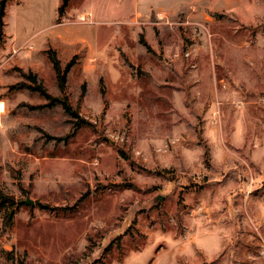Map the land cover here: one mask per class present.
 Here are the masks:
<instances>
[{"label": "rangeland", "instance_id": "1", "mask_svg": "<svg viewBox=\"0 0 264 264\" xmlns=\"http://www.w3.org/2000/svg\"><path fill=\"white\" fill-rule=\"evenodd\" d=\"M62 3L5 5L0 264H264V0Z\"/></svg>", "mask_w": 264, "mask_h": 264}, {"label": "trees", "instance_id": "2", "mask_svg": "<svg viewBox=\"0 0 264 264\" xmlns=\"http://www.w3.org/2000/svg\"><path fill=\"white\" fill-rule=\"evenodd\" d=\"M7 0H0V40L1 37L3 35V21L2 18L4 16V10H5V5H6ZM67 0H63V3L61 5V8H64V6L66 5ZM141 43L146 46V48L148 50L149 47L146 43H144L143 41H141ZM48 53V57L50 62L52 63V67L55 71L56 77H57V82H58V86L60 91L62 92L65 89L66 86V75L67 72L71 66V64L73 63V60L71 61V63H69L63 70L61 69V64H60V60L58 59L57 55H56V51L53 49H49L47 51ZM125 63L128 64V61L125 59ZM131 66V65H129ZM22 77L28 81L27 84H17V86H21V88H28L29 90L32 91H36L38 93H40L41 95H43L46 99L52 101L55 100V102L57 101L56 99L52 98V96L50 94H48L43 85H42V80L38 77L37 73L29 70L27 72L19 69ZM59 103H62L64 110L69 113V114H73L70 105L68 104L67 101H63V100H59ZM0 203L5 205L8 203H13L16 204L15 200L10 197L5 195L1 190H0ZM40 207H43V205H39ZM9 218V216H7ZM11 218V217H10Z\"/></svg>", "mask_w": 264, "mask_h": 264}, {"label": "water", "instance_id": "3", "mask_svg": "<svg viewBox=\"0 0 264 264\" xmlns=\"http://www.w3.org/2000/svg\"><path fill=\"white\" fill-rule=\"evenodd\" d=\"M19 203L30 205V206H33L35 204L34 201L30 198L23 199Z\"/></svg>", "mask_w": 264, "mask_h": 264}, {"label": "bare ground", "instance_id": "4", "mask_svg": "<svg viewBox=\"0 0 264 264\" xmlns=\"http://www.w3.org/2000/svg\"><path fill=\"white\" fill-rule=\"evenodd\" d=\"M3 108H4L3 104L0 103V112H2Z\"/></svg>", "mask_w": 264, "mask_h": 264}, {"label": "built area", "instance_id": "5", "mask_svg": "<svg viewBox=\"0 0 264 264\" xmlns=\"http://www.w3.org/2000/svg\"><path fill=\"white\" fill-rule=\"evenodd\" d=\"M261 248H262V252L264 253V245H262Z\"/></svg>", "mask_w": 264, "mask_h": 264}]
</instances>
